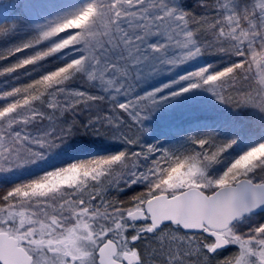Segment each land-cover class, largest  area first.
Listing matches in <instances>:
<instances>
[{"label": "snow or ice", "instance_id": "6c2138e0", "mask_svg": "<svg viewBox=\"0 0 264 264\" xmlns=\"http://www.w3.org/2000/svg\"><path fill=\"white\" fill-rule=\"evenodd\" d=\"M19 3L29 11L55 7L52 0ZM198 7L205 14L177 0H85L0 51L3 62L34 50L0 68V77L50 57L64 60L0 92V172L43 159L78 130L138 146L151 113L195 89L264 115V0H198ZM9 31L0 27V38ZM205 55L230 62L188 70L138 94L148 78ZM77 82L82 86L71 87ZM190 140V154L126 149L0 193V264H264V223L236 226L264 207V140L222 174L213 169L237 141ZM134 185L143 190L114 198L113 191ZM232 247L237 251L222 255Z\"/></svg>", "mask_w": 264, "mask_h": 264}, {"label": "rangeland", "instance_id": "374dc122", "mask_svg": "<svg viewBox=\"0 0 264 264\" xmlns=\"http://www.w3.org/2000/svg\"><path fill=\"white\" fill-rule=\"evenodd\" d=\"M55 7L43 12L27 10L19 0H0V27L9 28L10 31L3 38H0V51L7 50L17 46L38 34V25L47 23L43 18L53 13L59 15L61 8L65 5L76 4L74 1L61 3L59 0H52ZM181 7L196 15L205 14V10L198 7V0H177ZM49 42L40 47H47ZM34 50H28L25 53L11 57L9 60L0 62V68L18 61L22 56L29 55ZM70 59V57H69ZM230 61L227 57L217 55H205L179 68L171 74L160 73L149 78V83L138 89V94L161 86L162 84L178 78L184 72L196 69L207 64L224 66ZM64 63L63 58L56 56L50 57L41 64L29 66L19 72L0 77V92L8 91L21 84L29 83L31 80L39 78L48 71L61 66ZM255 72V68L253 69ZM79 82L71 85L75 88ZM235 96L234 92L230 93ZM190 101L194 106L186 107V102ZM5 101H0L3 106ZM185 104V105H184ZM186 111L182 112V110ZM160 112L157 116L159 123L155 124L153 115ZM157 115V114H155ZM85 117H81L82 122ZM169 121L163 132L161 123ZM143 127L147 129L140 138L138 146H130L125 142L115 139L110 135H94L91 132L78 130L74 135L68 138L59 147L48 152L43 159H38L20 168H15L9 172H0V193L12 189L13 187L35 180L46 173L69 164L82 160L105 157L117 154L121 151L137 150L140 147L156 146L161 149H170L177 153L183 152L190 154L194 149L190 138L193 136L213 135L220 142H229L233 139L237 141L232 148L223 154L222 162L217 164L213 171L216 174H222L227 166L244 151L249 150L255 144L264 140V115L254 111L251 108H234L229 104H224L206 89H195L180 96L171 98L169 101L161 104L150 115V118L144 121ZM143 190V186H132L113 195L127 199L135 192ZM264 223V211L256 214L246 215L236 222L238 230H247L249 227ZM235 247L226 249L222 255H228L236 252Z\"/></svg>", "mask_w": 264, "mask_h": 264}, {"label": "bare ground", "instance_id": "6f19581e", "mask_svg": "<svg viewBox=\"0 0 264 264\" xmlns=\"http://www.w3.org/2000/svg\"><path fill=\"white\" fill-rule=\"evenodd\" d=\"M61 3H67V2H69V1H74L75 3L77 2H79V4H82V3H84L85 2V0H59ZM54 17H56V16H54L53 15V13H50L48 16H46L45 18H43L41 21H44V20H46V21H48V20H50V19H53ZM147 83H149V78L145 81V82H143L142 84H141V86H144L145 84H147ZM186 104H188V105H186V107H193L194 105L190 102V101H187L186 102ZM185 105V104H184ZM184 111H186V109H184V110H182L181 111V113L182 112H184ZM155 114H157V115H155ZM154 115H153V122L155 123V124H158L159 123V121H158V119L156 118L157 116H159V115H161L160 114V112H156ZM150 118V117H149ZM168 123H169V121H163L162 123H161V125H162V131L164 132L165 131V128H166V126L168 125Z\"/></svg>", "mask_w": 264, "mask_h": 264}, {"label": "water", "instance_id": "95a60500", "mask_svg": "<svg viewBox=\"0 0 264 264\" xmlns=\"http://www.w3.org/2000/svg\"><path fill=\"white\" fill-rule=\"evenodd\" d=\"M264 211V207H260V208H257V209H255L253 212H251V213H248V214H245L244 216H246V215H250V214H256V213H260V212H263ZM243 216V217H244ZM242 217V218H243ZM241 219V218H240Z\"/></svg>", "mask_w": 264, "mask_h": 264}]
</instances>
